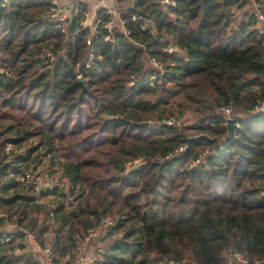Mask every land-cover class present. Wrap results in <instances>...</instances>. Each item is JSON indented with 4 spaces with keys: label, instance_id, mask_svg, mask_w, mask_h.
<instances>
[{
    "label": "trees",
    "instance_id": "16d2710c",
    "mask_svg": "<svg viewBox=\"0 0 264 264\" xmlns=\"http://www.w3.org/2000/svg\"><path fill=\"white\" fill-rule=\"evenodd\" d=\"M245 4L118 0L129 36L101 26L85 66L77 18L62 33L49 0H0V264H39L15 252L27 230L41 244L51 234L52 264L64 255L71 264L78 236L104 216L112 223L94 264H227L233 250L264 264V110L253 111L264 98V32L249 11L237 18ZM229 101L231 117L221 109ZM187 112L194 121L179 122ZM45 158L67 193L15 177Z\"/></svg>",
    "mask_w": 264,
    "mask_h": 264
},
{
    "label": "built area",
    "instance_id": "2783aa9c",
    "mask_svg": "<svg viewBox=\"0 0 264 264\" xmlns=\"http://www.w3.org/2000/svg\"><path fill=\"white\" fill-rule=\"evenodd\" d=\"M50 5L48 10L46 11L47 18L53 22L55 28L62 33H67L68 24L73 18L78 19L79 29H86L87 33L85 34V44L88 45V52L86 54L84 65L88 66L91 61L96 57V50L93 46V41L95 38L99 36V29L101 26L106 28L108 31H111L115 26H119L124 35L129 36L130 30L125 26L124 20L122 18L123 11L117 7L118 0H49ZM162 3L175 6L176 0H161ZM81 3L86 4V8L81 10ZM251 3L252 8L245 9V11H249L254 14L257 18L256 26L260 32H264V1L262 0H246V4ZM1 5L5 8L10 7V0H1ZM101 7H104V13L108 16V19L103 20L102 16L99 13ZM132 19L141 18L140 28L142 30H151L154 31L153 21L148 17H137L135 15L131 16ZM104 40H109L110 36L106 33L103 37ZM167 50L169 52L174 50L173 45L167 44ZM61 51V50H60ZM59 51V52H60ZM42 58L47 61H53L57 53L51 50L49 46H43L41 50ZM151 62L159 66V62L152 57ZM79 62L76 63V68L79 66ZM222 111L227 117H230L231 111L233 109V104L231 101L221 106ZM264 110V98H257L256 102L253 106V111H263ZM173 119H163L161 122L170 123ZM183 147H180L181 150ZM134 163V160L129 161L125 166V170H128ZM129 165V166H128ZM31 178L29 172L25 171L20 174L19 180L27 181ZM36 187L38 189L41 184H43V179H37L35 181ZM53 185H45L43 188H51ZM41 188V187H40ZM112 223V219L110 216H104L99 225L87 231L84 237L78 236V241H81L77 246L71 264H94V261L97 259L96 255L92 250L87 251L86 244L91 239L102 236L107 226ZM25 234L31 237L32 235L25 231ZM17 250V249H16ZM43 252L46 257H51L52 250L51 245L47 244L43 248ZM68 255H64L60 257L58 264H64ZM170 264H195L194 261L189 260L186 257L182 258H170ZM249 260L247 257L237 250H233L230 253V257L228 258L227 264H249ZM255 264V263H253Z\"/></svg>",
    "mask_w": 264,
    "mask_h": 264
},
{
    "label": "rangeland",
    "instance_id": "374dc122",
    "mask_svg": "<svg viewBox=\"0 0 264 264\" xmlns=\"http://www.w3.org/2000/svg\"><path fill=\"white\" fill-rule=\"evenodd\" d=\"M252 6L253 5L251 3H249L246 6L242 7L240 10H237V12H236L237 18L242 17L243 11H245L244 8L245 9H249V8H252ZM165 119H167V118H165ZM180 121H185V123H192L194 121V115L192 113H190V112H187L184 115V120H179V122ZM159 122L160 121H159V119L157 117L151 118V119H149L147 121V123H151V124H158ZM9 147H11V146H9ZM207 153H208V150L207 149H204L201 152V155L203 156V155H206ZM140 161H141V159H134L133 165H137ZM26 171L30 173L31 178L29 180H27V181L24 182L25 187H28V185L31 182L35 183V181L37 179V176H38L39 179H41V178L43 179V184H41V186L38 187V190L39 189H42L43 187H45V185L52 184L53 186L58 185L59 188H63V190L67 193V191H68L67 185L68 184L65 183L66 182V179L61 178V172H60L59 168H57L56 165L51 166L49 164L47 158L43 159L36 166H33V168L32 167L27 168ZM20 174L21 173H18L17 172L15 174V177L19 178L20 177ZM34 185H35V188L37 189L36 183ZM11 193H12V191L8 192V195H11ZM50 197H53V196H50ZM68 199H69V202L75 203V200H73L74 199V196L73 195H69L68 196ZM40 200L41 201H46V202H51V199L49 197L48 198H45V199L42 198ZM3 214L5 215V213H3ZM3 214H1V215H3ZM3 227H4L3 228V231H9L10 232L14 228V223L11 222V221H8V222H6L4 224ZM106 230H107V228L105 229V231ZM27 231L32 236L29 237V235L25 234L23 236V238H22V242L25 245L23 247H16L15 248V252L16 253H22L24 251V252L30 253L39 262V264H52L53 252L51 254L50 260H49L48 257L45 256V254L43 252V248L47 244H50L51 245V250H52V244H51L52 240L50 239V236H49L51 234H48L47 236H45V240L43 241V244H41L39 242V240L37 239L36 235L33 232H31L29 230H27ZM80 236L81 237H84V235L83 236L80 235ZM102 238H103V235L102 236H99L97 238L91 239L90 241H88V243H85L86 244L87 251L93 250L98 245H100L101 244V241H102ZM80 242L81 241H79V243Z\"/></svg>",
    "mask_w": 264,
    "mask_h": 264
},
{
    "label": "water",
    "instance_id": "95a60500",
    "mask_svg": "<svg viewBox=\"0 0 264 264\" xmlns=\"http://www.w3.org/2000/svg\"><path fill=\"white\" fill-rule=\"evenodd\" d=\"M229 127H230V134L229 135H232L233 132H234L233 130H234L235 124L234 123H230Z\"/></svg>",
    "mask_w": 264,
    "mask_h": 264
}]
</instances>
